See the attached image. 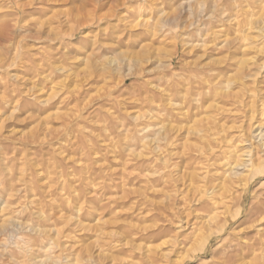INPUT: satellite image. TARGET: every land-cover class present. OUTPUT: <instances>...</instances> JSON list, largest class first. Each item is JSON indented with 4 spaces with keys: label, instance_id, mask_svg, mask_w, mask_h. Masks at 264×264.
<instances>
[{
    "label": "rangeland",
    "instance_id": "374dc122",
    "mask_svg": "<svg viewBox=\"0 0 264 264\" xmlns=\"http://www.w3.org/2000/svg\"><path fill=\"white\" fill-rule=\"evenodd\" d=\"M25 1L0 0V264H264V0Z\"/></svg>",
    "mask_w": 264,
    "mask_h": 264
},
{
    "label": "bare ground",
    "instance_id": "6f19581e",
    "mask_svg": "<svg viewBox=\"0 0 264 264\" xmlns=\"http://www.w3.org/2000/svg\"><path fill=\"white\" fill-rule=\"evenodd\" d=\"M44 2V0H26L25 2H23L22 4H21V10L23 11V12H25V11H27V10H31L32 8V6H35V4L37 5V4H40V3H43ZM7 8V7H6ZM136 8L138 9V11L137 12H140L141 10H142V8H143V4H142V2H138L137 3V5H136ZM19 11V10H18ZM249 11V10H248ZM246 12V11H245ZM256 38H259V36H256V37H254L253 39H256ZM260 41L261 42H264V37H261L260 38ZM262 103L264 104V101H262ZM261 107V106H260ZM259 120V119H258ZM257 122V121H256ZM261 124V123H260ZM253 126V125H252ZM257 127V126H256ZM259 127V126H258ZM264 127V126H263ZM142 129V128H141ZM258 129V128H257ZM167 131V130H166ZM256 130L254 129V132H255ZM258 131V130H257ZM164 132H165V130H164ZM161 133V132H160ZM156 136V135H155ZM164 136V135H163ZM254 136V138L255 137H258L259 136V138H260V140L261 139H263V136H264V133H262L261 131H258L256 134H254L253 135ZM230 139V138H229ZM236 139V138H235ZM158 140V139H157ZM238 141V140H237ZM225 143H227V142H225ZM261 145L260 146H262L263 147V145H264V141H262L261 143H260ZM249 145V144H248ZM236 146L237 145H234V144H231V145H227V147L225 146V148L227 149L225 152H224V155H223V159H227V158H232V162H231V164H233V167L232 168H237V167H239V166H243L244 168H247V170L248 171H251V170H253V169H255V167H256V164H254V162H253V160H252V151H253V147H252V145H249L248 146V148H247V150H245V151H242V152H238L237 150H236ZM224 151V150H223ZM214 153V152H213ZM217 153V152H216ZM243 156H249L250 158L249 159H247V160H243L242 158H243ZM222 159V158H221ZM225 162V161H224ZM226 163V162H225ZM224 163V164H225ZM230 164V165H231ZM245 170V169H244ZM245 172V171H244ZM247 173V172H246ZM196 175V174H195ZM233 175H234V177H241L242 175H241V173H237V172H233ZM241 175V176H240ZM244 176V175H243ZM241 181H243V180H241ZM199 187V186H198ZM224 187H226L225 185H224ZM214 188H216V187H214ZM222 188V187H221ZM207 194V193H206ZM211 201V200H210ZM214 202H216L215 200H213ZM214 202H210L209 204L207 203V204H205V205H203L202 206V208H201V210L203 209H207V207L209 206V205H211L212 203H214ZM210 208H212V206L210 207ZM208 209H209V207H208ZM224 210V209H223ZM210 214V213H209ZM209 216H211V215H209ZM216 216V215H215ZM213 217V215L211 216V218ZM209 219V218H208ZM211 222L209 221V223H208V226H209V228H211L212 226H213V224H212V226H210L209 224H210ZM206 225V224H205ZM207 228V227H206ZM201 230V229H200ZM199 233V232H198ZM180 235H182V234H180ZM32 249V248H31ZM27 250V249H26ZM32 256V255H31Z\"/></svg>",
    "mask_w": 264,
    "mask_h": 264
}]
</instances>
